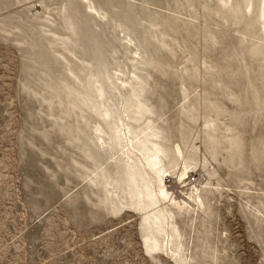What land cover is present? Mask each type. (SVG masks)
Wrapping results in <instances>:
<instances>
[{"label":"rangeland","instance_id":"374dc122","mask_svg":"<svg viewBox=\"0 0 264 264\" xmlns=\"http://www.w3.org/2000/svg\"><path fill=\"white\" fill-rule=\"evenodd\" d=\"M0 264H264V0H0Z\"/></svg>","mask_w":264,"mask_h":264},{"label":"built area","instance_id":"2783aa9c","mask_svg":"<svg viewBox=\"0 0 264 264\" xmlns=\"http://www.w3.org/2000/svg\"><path fill=\"white\" fill-rule=\"evenodd\" d=\"M196 181V175L189 177V182L194 183Z\"/></svg>","mask_w":264,"mask_h":264}]
</instances>
